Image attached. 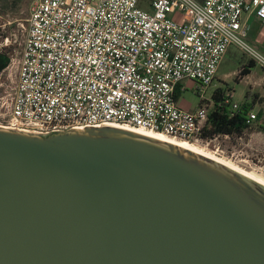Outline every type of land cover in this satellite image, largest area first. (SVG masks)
<instances>
[{"label":"water","instance_id":"95a60500","mask_svg":"<svg viewBox=\"0 0 264 264\" xmlns=\"http://www.w3.org/2000/svg\"><path fill=\"white\" fill-rule=\"evenodd\" d=\"M0 264H264V187L121 128L0 126Z\"/></svg>","mask_w":264,"mask_h":264},{"label":"built area","instance_id":"2783aa9c","mask_svg":"<svg viewBox=\"0 0 264 264\" xmlns=\"http://www.w3.org/2000/svg\"><path fill=\"white\" fill-rule=\"evenodd\" d=\"M32 0L6 114L10 129L48 133L111 126L200 143L232 158L205 135L208 118L239 109L229 89L205 98L230 47L260 66L249 47L247 18L264 25V0ZM191 85L192 88H187ZM190 90L187 111L176 91ZM216 91V90H215ZM256 114L249 112L246 124Z\"/></svg>","mask_w":264,"mask_h":264},{"label":"rangeland","instance_id":"374dc122","mask_svg":"<svg viewBox=\"0 0 264 264\" xmlns=\"http://www.w3.org/2000/svg\"><path fill=\"white\" fill-rule=\"evenodd\" d=\"M32 0H0V50L9 58V66L0 73V126L6 125V114L11 101L16 78L17 63L20 58L25 39L26 19ZM140 7L148 10V0H141ZM255 22V20H253ZM252 41L246 38L244 42L264 58V25L250 34ZM250 57L235 47H230L218 66L215 86L233 93V101L241 105L244 101H253V113L262 116L245 130L240 136L230 138V141L220 142L226 153L234 154L232 158H222L224 162L240 169L252 178L264 184V66L254 62L250 74L241 75V70ZM191 89V85H187ZM211 89L207 90L205 98L210 101ZM198 96L190 90L184 91L177 100L178 106L184 110H192L198 106ZM195 147L209 154L200 143ZM218 158V157H217Z\"/></svg>","mask_w":264,"mask_h":264},{"label":"trees","instance_id":"16d2710c","mask_svg":"<svg viewBox=\"0 0 264 264\" xmlns=\"http://www.w3.org/2000/svg\"><path fill=\"white\" fill-rule=\"evenodd\" d=\"M255 66L252 60H249L246 66H244L241 70V75L246 76L250 73V69ZM223 90L217 89L214 93V98L219 96L220 92ZM176 98L178 94L175 93ZM254 102L244 101V103L239 107V109L232 114L224 113L225 105L221 104V109L218 112H214L208 118V130L205 135L213 136L216 134L228 135L231 137L240 136L245 130H247L251 125L246 124V118L249 112L253 109ZM262 116L261 112H258L256 118H260ZM260 129L264 130V126L262 124L259 125Z\"/></svg>","mask_w":264,"mask_h":264},{"label":"bare ground","instance_id":"6f19581e","mask_svg":"<svg viewBox=\"0 0 264 264\" xmlns=\"http://www.w3.org/2000/svg\"><path fill=\"white\" fill-rule=\"evenodd\" d=\"M126 130L133 131V132H136V133L148 136V137L156 138L158 140L166 141V142L172 143V144H174L176 146L191 150V151H193L195 153H198V154H200V155H202L204 157L210 158L211 160L217 161V162L223 164L224 166H227L228 168L234 170L235 172L245 176L246 178H248V179L252 180L253 182H255V183H257V184H259V185L264 187V184L262 182L252 178L251 176H249L248 174L244 173L240 169L232 166V164L230 165V164L222 161L221 159H218V158H216L214 156H211L210 154H207L206 152L202 151L201 149L195 147L193 144H188V143L183 142V141L174 140V139H172L170 137H167L165 135H162V134H154V133H149V132L146 133V132L137 131V130H133V129H126Z\"/></svg>","mask_w":264,"mask_h":264},{"label":"crops","instance_id":"0c3cea01","mask_svg":"<svg viewBox=\"0 0 264 264\" xmlns=\"http://www.w3.org/2000/svg\"><path fill=\"white\" fill-rule=\"evenodd\" d=\"M253 20H255V22H253ZM246 22H247V26H248V30H247V37L246 38H249L250 39V41H252V39H251V36H250V34L252 33V32H255L256 31V29L258 28V27H260V22L256 19V18H254V17H249V18H247V20H246ZM261 25H263V24H261ZM253 42V41H252ZM254 43V42H253ZM228 52V51H227ZM227 52H226V54H227ZM225 54V55H226ZM224 55V56H225ZM224 58V57H223ZM251 60V59H250ZM254 62V61H253ZM251 72V71H250ZM250 74V73H249ZM248 74V75H249ZM248 75H246V77L248 76ZM216 79V78H215ZM211 89V95H214V93H215V90H217V89H221V90H223L221 87H218V86H215L214 84H213V86L210 88ZM176 93L178 94V97L176 98L177 100H178V98H179V95L181 94V93H179L178 91H176ZM199 103V102H198ZM236 103V102H235ZM178 104V103H177ZM238 105V104H237ZM242 105V104H241ZM241 105H238L239 107L241 106ZM195 109V108H194ZM194 109H192V110H194ZM192 110H189V111H192ZM250 112H253L252 110L250 111Z\"/></svg>","mask_w":264,"mask_h":264},{"label":"flooded vegetation","instance_id":"af4514ba","mask_svg":"<svg viewBox=\"0 0 264 264\" xmlns=\"http://www.w3.org/2000/svg\"><path fill=\"white\" fill-rule=\"evenodd\" d=\"M3 65H4V67L1 68L0 73L2 71H4L9 66V58H8L7 54L4 51L0 50V67Z\"/></svg>","mask_w":264,"mask_h":264}]
</instances>
